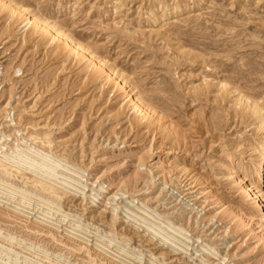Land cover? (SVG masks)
Listing matches in <instances>:
<instances>
[{"label":"rangeland","instance_id":"1","mask_svg":"<svg viewBox=\"0 0 264 264\" xmlns=\"http://www.w3.org/2000/svg\"><path fill=\"white\" fill-rule=\"evenodd\" d=\"M261 118L264 0H0V161L74 203L0 206L115 264H264ZM44 248L0 230L2 264H80Z\"/></svg>","mask_w":264,"mask_h":264},{"label":"bare ground","instance_id":"2","mask_svg":"<svg viewBox=\"0 0 264 264\" xmlns=\"http://www.w3.org/2000/svg\"><path fill=\"white\" fill-rule=\"evenodd\" d=\"M15 11H19V10L15 9ZM17 13H20V12H17ZM65 42L68 43L69 45H72V49L76 51H79L78 49H80V52L85 53L78 45L74 44L69 39H66ZM86 56L90 60H95L93 56L90 54H86ZM95 65L98 70L103 69V65L100 61H96ZM105 72L107 73L106 68H105ZM108 74L110 73L108 72ZM115 81L117 83L116 84L117 87H119L123 91L127 89L122 83L118 82V78H115ZM227 92H229L228 94L232 93L230 90ZM126 93H127V97L130 100L131 98L133 99V97H130L131 91H127ZM133 102H135V100H133ZM135 106L137 108L136 111L139 112V114L142 116V119L148 121V117H150L149 110L145 106L140 104L138 101H136ZM257 110L259 109L257 108ZM262 122L264 123L263 119H262ZM42 136L40 138L35 137L39 140L38 141L36 139V141H38V145H41L44 148L46 147L47 149L50 147L52 149H55V146H54L55 142H53L55 138L52 139L53 137L51 138L47 134L45 136L44 135ZM34 137H33V140L35 141ZM29 138L31 137L29 136ZM48 150H51V149H48ZM63 154H65V156L63 155L61 157H66L71 162L80 165L79 160L81 161L80 159L82 158L81 155L77 156L73 154L72 152L70 153L64 152ZM65 160L67 161V159ZM0 183L2 185L4 184V186H7V187L11 186V188L13 187L14 189L19 190L20 192L24 191L25 194L27 193L29 195H33L37 197L38 199H41L55 206L63 205L65 203L72 204V199L69 200V197H67L68 194L65 191H63L62 188H59L53 185L52 183H49L45 180H41L34 176H28L23 171H20L19 169H15L14 167L8 165L7 163L5 164L2 161H0ZM0 230H6L8 231V233L11 232L12 234L18 235L22 239H25L26 241L30 240L31 243L33 241L34 243L43 244V246L45 247L44 249H47L48 251H53L55 254L59 253L61 255L67 256V258L68 257L73 258L75 262H78L80 264H115L116 263V262H113L111 259L105 257L103 254H100L92 250L91 248L84 245L83 243L77 240H74V238H71L70 236L61 235L60 233L43 225L39 221L37 220L33 221L25 217L24 215L17 212L14 208L13 209L3 208L2 206H0ZM0 264L2 263L0 262Z\"/></svg>","mask_w":264,"mask_h":264}]
</instances>
